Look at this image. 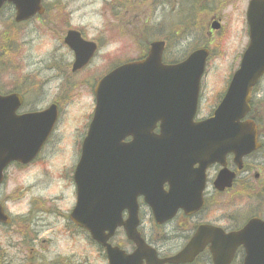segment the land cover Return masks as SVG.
<instances>
[{"label":"water","instance_id":"water-1","mask_svg":"<svg viewBox=\"0 0 264 264\" xmlns=\"http://www.w3.org/2000/svg\"><path fill=\"white\" fill-rule=\"evenodd\" d=\"M41 1L0 0V8L5 3L13 5L14 21L20 23L42 15ZM247 20L250 44L208 120L192 121L208 55L204 50L192 53L180 64L166 66L161 63L163 44L154 42L143 61L122 65L95 85L93 117L72 176L76 202L69 220L105 249L108 264H142V260L146 264H182L206 244L212 246L215 264H229L240 246L246 253V264H264V222L259 220H250L241 231L228 235H211L208 228L202 227L180 254L164 261L155 259L136 230V197H162L166 181H172L176 190L170 194L176 196L181 186V166L187 162L199 166L194 172L199 208L206 167H224L228 153L234 155L237 164L258 148L254 124L241 120L249 112L251 90L264 75V0L251 4ZM64 44L74 55L72 72L84 68L95 51L93 44L83 42L73 31L67 32ZM21 105L18 95L0 96V184L6 166H25L37 157L58 116L55 105L41 112L17 115ZM158 123L159 132L154 134ZM127 138L131 141L125 144ZM232 179L233 175L222 170L213 185L222 191L230 187ZM150 207L158 222V215L168 220L174 214L164 206ZM124 209L128 218L122 223ZM193 211L195 206L189 212ZM9 223L0 206V224ZM120 227L136 246L132 255L125 256L106 244Z\"/></svg>","mask_w":264,"mask_h":264},{"label":"rangeland","instance_id":"rangeland-1","mask_svg":"<svg viewBox=\"0 0 264 264\" xmlns=\"http://www.w3.org/2000/svg\"><path fill=\"white\" fill-rule=\"evenodd\" d=\"M112 1L43 0L46 15L19 25L13 23L11 6L0 10V94H20L23 98L20 114L43 110L54 101L60 104L55 130L36 160L24 168L12 164L4 171L0 204L11 219V225L0 226V264H105L88 236L73 228L67 219L75 202L71 175L94 107L92 89L117 61H135L145 54L146 41L160 38V34L167 36L158 25L169 22L174 15L170 12L173 2L130 0L126 8L114 10L118 14L115 18L111 10L106 9ZM151 5L153 7L149 8ZM59 11L67 14L64 25L59 23ZM145 24L151 29L152 37L148 40L144 36ZM68 28L81 29L87 41L97 39L100 48L91 63L75 74L70 73L72 54L63 45ZM234 30L230 41H219L214 46V54L206 64L196 120L210 117L229 77L237 69L243 46L239 41L240 26L236 25ZM13 33L16 39L11 46L9 40ZM191 45V39L179 45L170 41L164 58L179 59ZM11 48L14 51L18 48L16 56L10 55ZM9 55L13 57L12 63L19 65L21 75L36 77L42 84L19 82L18 70L10 68ZM111 61L116 62L110 66ZM57 75L59 78L55 79ZM260 82L264 89V78ZM261 98L260 92L255 93L253 104L257 105ZM257 159L255 155L245 161L252 168L248 176L250 184L246 188L241 184L245 181L244 174L237 177L229 195L230 207L226 209L235 218L236 211H241L238 219L244 221L254 213L264 220V191L252 181ZM254 195L257 198L251 200ZM33 198L51 201V210L38 212ZM43 211H48L47 215ZM40 214L43 215L41 221L38 220ZM20 219L25 221L22 223ZM142 227L146 235L149 227Z\"/></svg>","mask_w":264,"mask_h":264},{"label":"flooded vegetation","instance_id":"flooded-vegetation-1","mask_svg":"<svg viewBox=\"0 0 264 264\" xmlns=\"http://www.w3.org/2000/svg\"><path fill=\"white\" fill-rule=\"evenodd\" d=\"M117 1L121 5L126 4L127 1L130 2V0ZM166 1L173 2L170 12L174 15L167 36L161 35L163 36L161 41L164 43V50L169 47L170 41H173L174 45H179L181 42L191 39L192 45L189 47V50L206 49L212 57L214 54L212 51L214 46L218 44L219 41H230L233 38L235 26L239 25L240 31L237 32L240 34L239 41L241 46H243L241 55L237 60L239 64L241 56L249 44V28L246 21V12L248 4L253 0H165V2ZM152 7L153 5L149 8ZM68 30L77 31L82 40L87 41L81 29L68 28L67 31ZM90 42L94 43L97 49H99L97 39L94 38ZM57 77L59 78V75H57ZM260 84L255 93L260 92L262 98L258 103V107L253 108L255 115H257V121L259 122V125L256 124V142L258 148L255 152L243 157L240 160L239 166H236L234 163L233 155L228 154L225 157L226 168L234 175V180L230 189L218 191L214 188L213 182L221 167L213 165L207 168L205 172V186L201 194L203 205L197 212L191 214L185 212L192 211L193 206L197 204L196 202L198 200V196L193 191L196 177L192 172L180 178L181 186L176 196L170 194L169 182H165L162 186V197L148 196L146 199L143 196L136 197L138 233L144 245L153 250L157 260L162 261L170 259L179 254L188 244L198 228L202 226L219 229L224 234H229L240 230L250 219H261L258 213H254V215L244 221V219H238L240 218L241 211H236L237 218L230 216L228 211H226V209L230 207L229 195H231L230 193H232L234 185L237 183V177L244 174V176H246L243 177L245 181H242L241 184H243L245 188L247 184H250V178H248V176L252 172V168L245 164V161L255 155L258 159L256 165L253 167L254 176L252 177V181L258 183L261 190L264 191V123L261 124V121L264 120V117H262L264 113V89H262ZM55 102L58 106L59 103L57 101ZM127 141H129V139H127ZM196 168L197 166H194L190 170ZM255 169H257V172H255ZM256 198L257 195H254L250 199L254 200ZM150 204L153 206H164L168 210L174 211V214H172V217L168 220H163V216L158 215L157 217L161 221L158 222L156 221ZM127 218L128 212L124 209L121 211V222H125ZM144 225L149 227L146 235L144 234L145 232H142V226ZM214 234L217 235V233ZM108 245L111 248L122 251L125 256L132 254L136 250V246L126 238L124 231L120 228L117 229L108 240ZM209 248L210 245L207 244L190 262L182 264H214ZM97 249L100 252L99 258L107 264L104 249L101 247H97ZM244 256L245 253L243 249L238 248L230 264H243ZM142 264H146L145 260H142Z\"/></svg>","mask_w":264,"mask_h":264},{"label":"bare ground","instance_id":"bare-ground-1","mask_svg":"<svg viewBox=\"0 0 264 264\" xmlns=\"http://www.w3.org/2000/svg\"><path fill=\"white\" fill-rule=\"evenodd\" d=\"M47 212H48V211H44L43 213H44L45 215H47ZM42 219H43V215L40 214L38 220L41 221Z\"/></svg>","mask_w":264,"mask_h":264}]
</instances>
